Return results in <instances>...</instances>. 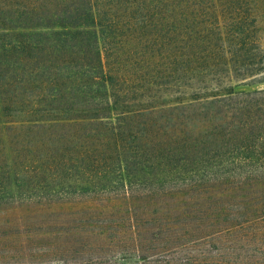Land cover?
<instances>
[{"label":"rangeland","instance_id":"rangeland-1","mask_svg":"<svg viewBox=\"0 0 264 264\" xmlns=\"http://www.w3.org/2000/svg\"><path fill=\"white\" fill-rule=\"evenodd\" d=\"M170 2H178L176 10L158 14L116 8V19L134 24L112 28L106 44L127 70L129 105L162 104L145 124L122 129L121 156L98 155L82 137L67 139L47 174V185L64 192L0 201V264H264V226L246 229L259 231L253 240L225 241L220 254L189 233V225L233 214L264 190V70L232 80L227 71L264 66V0ZM157 34L176 44L149 39ZM229 84L236 98L178 102ZM242 91L253 104L247 113ZM77 128L80 135L88 129ZM23 146L14 137L0 143L3 169L10 160L29 171L45 166L22 161Z\"/></svg>","mask_w":264,"mask_h":264},{"label":"trees","instance_id":"trees-1","mask_svg":"<svg viewBox=\"0 0 264 264\" xmlns=\"http://www.w3.org/2000/svg\"><path fill=\"white\" fill-rule=\"evenodd\" d=\"M170 4V0H133L131 3L124 0H0V20H15L11 25H0V143L14 137L24 144V149L29 147L26 153L21 150L22 161L31 165L38 160L45 165L30 171L14 165L12 160L3 164L4 169L0 165V201L16 197L45 199L53 192H64L47 185V174L52 158H56L55 152L57 149L62 152L67 139L75 141L82 137L98 155L124 154L122 129L145 124L144 116L162 103L129 105L127 95L132 86L126 82L127 70L121 61L110 59L111 47L106 44L111 42L108 38L115 37L112 28L129 30L134 23L119 21L114 10L131 8L133 13L145 10V13L158 14L162 10L175 11L178 2ZM7 11L14 12L7 15ZM104 29L108 34H104ZM149 39L176 44L174 37L166 41L158 34ZM190 40L188 36L186 42ZM167 54L173 61V52ZM262 70L263 65L254 69L245 67L241 73L227 68L231 80ZM204 87L197 85L199 89ZM225 89L218 92L220 98L218 93L199 95L198 91L191 93L186 101L178 102L208 104L236 98L233 85ZM248 92L242 91L240 95L244 96L240 106H248L244 113L250 112L253 106L246 96ZM258 92H264V88ZM79 126L88 129L81 130L80 135L77 134ZM90 142H101L105 148ZM258 193L257 196L249 193V196L261 197L260 202L254 203L251 196L233 214L225 210L220 213L224 218L214 217L189 225V233L195 237L191 241H209L216 245L214 254H220L227 240H253L259 231L246 229L264 226V190Z\"/></svg>","mask_w":264,"mask_h":264}]
</instances>
